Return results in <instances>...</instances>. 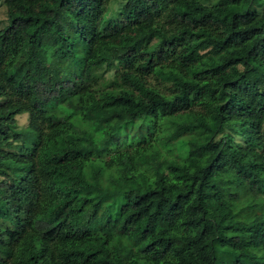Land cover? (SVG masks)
<instances>
[{"label": "trees", "instance_id": "obj_1", "mask_svg": "<svg viewBox=\"0 0 264 264\" xmlns=\"http://www.w3.org/2000/svg\"><path fill=\"white\" fill-rule=\"evenodd\" d=\"M107 2L1 0L0 264H264V0Z\"/></svg>", "mask_w": 264, "mask_h": 264}, {"label": "rangeland", "instance_id": "obj_2", "mask_svg": "<svg viewBox=\"0 0 264 264\" xmlns=\"http://www.w3.org/2000/svg\"><path fill=\"white\" fill-rule=\"evenodd\" d=\"M120 0H108L107 2V10L112 14L114 13V11L116 10V4L117 2ZM5 24V13H4V6L1 3L0 0V27H2ZM110 73L107 72L106 76H109ZM27 119V114L26 113H22L20 115L16 116V123H17V127L22 128L25 125Z\"/></svg>", "mask_w": 264, "mask_h": 264}]
</instances>
